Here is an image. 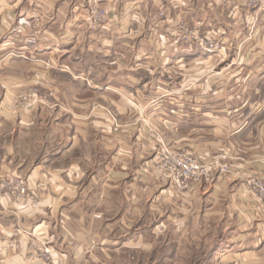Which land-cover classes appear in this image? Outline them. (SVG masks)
<instances>
[{
	"label": "crops",
	"instance_id": "crops-1",
	"mask_svg": "<svg viewBox=\"0 0 264 264\" xmlns=\"http://www.w3.org/2000/svg\"><path fill=\"white\" fill-rule=\"evenodd\" d=\"M95 7L110 20L92 31ZM176 20L219 30L229 46L217 59L230 60L171 44ZM37 84L65 108L15 110L12 98ZM150 135L230 170L166 192L145 168ZM255 175L264 177V9L250 0H0V264H127L165 233L173 250L162 260L187 248L190 263L264 264V201L247 184ZM11 182L25 184L23 201Z\"/></svg>",
	"mask_w": 264,
	"mask_h": 264
},
{
	"label": "rangeland",
	"instance_id": "rangeland-1",
	"mask_svg": "<svg viewBox=\"0 0 264 264\" xmlns=\"http://www.w3.org/2000/svg\"><path fill=\"white\" fill-rule=\"evenodd\" d=\"M250 5L252 7H258V9H264V0H250ZM96 8H100V9H106V8H102V7H95V8H90L89 13H88V27L90 28V14L91 11L93 9ZM173 9H176V6L173 7ZM107 10V9H106ZM108 11V10H107ZM109 12V11H108ZM161 17H165L167 18L168 16H170V12H162ZM170 20L172 19V16H170ZM109 20H110V16H109ZM109 22V21H108ZM108 23L105 24V26ZM19 25V24H18ZM17 25V27H19ZM169 29V33L171 34L172 40L171 44L177 45V46H184L185 48L191 50L192 52H199V53H204L207 54L206 57L210 58V57H214L215 60L217 59L219 53L223 50H225L226 46L229 44H225V40L222 39L221 33L219 30H215L213 32H208V30H204L203 26L197 25V24H190L189 22L185 21V20H176L173 22V24L171 23ZM14 26V25H13ZM24 27V25H22ZM104 26V27H105ZM21 27V26H20ZM102 27V28H104ZM15 28V27H14ZM14 28L12 26H10L11 30H14ZM101 29V28H99ZM96 29V30H99ZM90 30H92L90 28ZM94 31V30H92ZM185 31H189V32H197L198 36L201 37V39L206 40L209 39L211 40L213 43H215L216 47L213 49V52H205L204 50L201 49H196L191 47L190 45L184 43L185 41L183 40V38L186 39L185 37ZM33 36H31L30 38H28L29 40L32 38ZM28 40V42H29ZM161 41V39H160ZM184 41V42H183ZM225 54V53H223ZM233 55H231L230 57H232ZM224 59V60H223ZM230 58L227 57V54H225L223 57L217 59L216 63L221 62H227L229 61ZM215 63V61H212ZM55 77V75H54ZM35 88L38 90L39 93V99L40 102L37 103L34 107L31 108H24L25 106L21 104L20 102V97L24 96V93H26L28 90ZM44 90L41 86L37 85H33L30 86L28 88H26L25 90L21 91V93L15 95L12 98V106L15 110L23 112V111H27V110H42V107H45L46 110H62L63 107L59 102H53V101H47L45 102L43 99L44 93L41 92V90ZM101 106L102 109H104V111H106V113L108 114L110 120L114 123V125L116 127H120L123 126L122 124H124L125 120L123 117L117 115V109L115 111V109H113L112 106H109V103L105 102L104 99L101 100ZM139 120V124L142 123L143 121H141L143 118L139 115H137ZM137 121H136V126H137ZM103 136L101 135V140H105L104 138H102ZM150 140L147 141L148 142V146L151 147L150 151H148L147 153L149 154L150 160H152L153 166L149 165V166H145V168L151 173L154 172L156 170V174L157 176L159 175L162 176L163 180H160V182H166V184H160L165 186L164 189L167 191L170 190V192L174 191L176 192V194H178L180 191L186 190L188 189V187L191 184H200L202 183L204 180H206L207 178H209L212 174H214L215 172H219L220 174H224V173H228L230 168L229 166H220L217 167L215 165H207V164H203L201 163L198 159H196L192 154L188 153V152H178L176 150H173L171 148L170 145H168V143L164 140V136L163 135H155L149 136ZM140 152V150H139ZM177 158H192L193 160H195L199 165L202 166V168L200 170H198V175L197 176H188V172H186V170L181 169L178 164H177ZM156 160V161H155ZM14 184L16 191L19 193H14L15 199L17 201H23L24 197L27 196V189L25 187V184L22 182H11L10 185ZM247 184H249V186L258 194V196L264 201V196L260 194V190L258 189V186H264V177L260 176V175H255L252 176L250 178V180L247 182ZM161 188V187H160ZM169 189V190H168ZM15 192V191H14ZM171 192V193H172ZM30 200V199H29ZM32 202V205H34L35 207L39 206V201L35 200V199H31L30 200ZM168 234L169 233H165L164 235H161L162 237H160V247L156 248L154 247V249L150 250L148 253H144L142 254H138L133 256V258H130V262L131 263H127V264H159L157 263V261H159L158 257L160 256V264H195V263H190L189 261L184 260L186 256V252H187V248H182L185 249L186 252L181 253L179 259H177L176 261H173V257L168 258L166 257L164 260H162L163 255L167 254L168 256H170L169 254L171 253V251L173 250V246L171 245L172 243H170V241H168ZM170 239H172V235H170ZM34 245V244H33ZM137 252L136 250L133 249V252ZM44 252L46 254H49V250L46 249L44 247ZM183 255V256H182ZM123 257V256H122ZM118 264H124V261H119ZM126 264V263H125Z\"/></svg>",
	"mask_w": 264,
	"mask_h": 264
},
{
	"label": "built area",
	"instance_id": "built-area-1",
	"mask_svg": "<svg viewBox=\"0 0 264 264\" xmlns=\"http://www.w3.org/2000/svg\"><path fill=\"white\" fill-rule=\"evenodd\" d=\"M108 21L109 12L106 9L96 8L91 11L89 24L92 30L104 27ZM185 37L186 39L183 38L185 41H183L184 43L190 45L193 48L204 50L205 52H213V49L216 47V44L211 40H202L201 37L198 36L197 32L185 31ZM29 42L34 44L37 42V38L33 36ZM20 102L25 106L24 108L34 107L40 102L38 90L35 88L28 90L26 93H24V96L20 97ZM177 164L181 169H185L186 172L189 173L188 176H197V171L202 168V166L192 158H177ZM258 189L260 190V194L264 196V186L259 185Z\"/></svg>",
	"mask_w": 264,
	"mask_h": 264
}]
</instances>
